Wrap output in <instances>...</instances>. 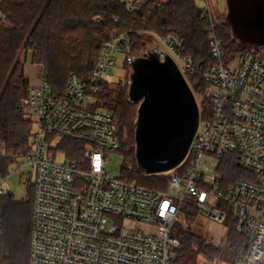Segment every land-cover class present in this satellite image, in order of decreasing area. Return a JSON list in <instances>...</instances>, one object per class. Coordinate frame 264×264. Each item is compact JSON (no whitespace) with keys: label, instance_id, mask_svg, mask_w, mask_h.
I'll return each instance as SVG.
<instances>
[{"label":"built area","instance_id":"1","mask_svg":"<svg viewBox=\"0 0 264 264\" xmlns=\"http://www.w3.org/2000/svg\"><path fill=\"white\" fill-rule=\"evenodd\" d=\"M149 1L165 0H125L126 10L135 13ZM202 1L201 20L208 25L214 61L202 73L211 111L202 119L198 104L197 133L184 161L168 172L165 189L107 173L106 152L120 149L118 121L98 106L97 94L116 57L126 55L130 30L102 44L88 80L70 72L61 95L52 92L47 70L39 65L42 83L30 87L22 99L34 123L30 146L12 163L22 160L17 172L23 166L34 170L29 264H180L176 256L180 242L173 228L185 205L194 206L219 227L226 228L228 218L235 220L249 247L229 264H264V60L260 55L264 50L248 46L244 56L228 59L215 32L212 4ZM4 4L0 0V28L11 25ZM155 39L184 76L200 73L177 35ZM59 139L79 144L82 159L71 161L67 152L57 148ZM60 152L67 162L57 160ZM229 155L238 156L244 173L230 183L221 172ZM187 160L189 166L181 173L179 168ZM8 176L0 175V195L8 193L4 187Z\"/></svg>","mask_w":264,"mask_h":264},{"label":"trees","instance_id":"2","mask_svg":"<svg viewBox=\"0 0 264 264\" xmlns=\"http://www.w3.org/2000/svg\"><path fill=\"white\" fill-rule=\"evenodd\" d=\"M4 9L11 20L9 27L0 28V175L4 177L11 164L27 152L34 129L22 104L30 88L21 59L24 52H31L33 62L46 68L52 92L61 95L70 72L88 80L102 44L112 35L131 31L125 60L128 63L129 57L139 55L153 36L174 34L184 42L185 55L200 68V73L185 74L193 92L202 93L207 87L202 73L214 61L208 45V25L201 20L196 0H165L160 4L149 1L135 13L127 12L125 0H5ZM215 32L228 59L247 53L249 47L233 39L226 22L216 24ZM97 104L111 111L118 121V152L124 159L119 177L150 188H167V173L147 175L137 169L134 147L139 104L129 101L128 85L104 81ZM59 148L71 161L82 159V147L75 142L64 140ZM222 164L221 172L228 183L244 177L238 156L229 155ZM188 166L187 160L179 168L181 173ZM33 206V184L22 200L10 193L0 195V264H29ZM199 215L197 208L185 205L179 216L182 221L178 218L174 225L173 235L180 242L176 251L180 264H185V255L190 251L208 259L221 255V248L207 244L202 225H196L198 229L194 226ZM227 227V248L237 255L244 253L249 247L245 234L231 218Z\"/></svg>","mask_w":264,"mask_h":264},{"label":"water","instance_id":"3","mask_svg":"<svg viewBox=\"0 0 264 264\" xmlns=\"http://www.w3.org/2000/svg\"><path fill=\"white\" fill-rule=\"evenodd\" d=\"M233 39L264 50V0H225ZM130 66L128 99L139 104L135 162L147 175L167 173L189 153L200 122L196 96L159 43L147 42Z\"/></svg>","mask_w":264,"mask_h":264},{"label":"rangeland","instance_id":"4","mask_svg":"<svg viewBox=\"0 0 264 264\" xmlns=\"http://www.w3.org/2000/svg\"><path fill=\"white\" fill-rule=\"evenodd\" d=\"M212 4V10L214 13V20L216 24H221L225 21L227 15V6L225 0H210ZM197 7L199 9L204 7V2L202 0H196ZM148 42L159 43L155 37L149 39ZM31 53V52H27ZM23 53L21 56L22 61L25 64L26 54ZM261 58L264 60V55L261 53ZM31 59L33 62L32 54ZM115 67L111 70L109 74L105 76L107 82L110 84L116 85L120 84L121 86L128 85L129 83V74H130V66L129 61L125 63L126 55L120 54L116 57ZM37 66V65H36ZM37 76L39 78L40 70L37 66ZM198 104L200 105L202 115L206 116L210 114V106L205 99L204 93H195ZM64 140H56L57 148L61 145ZM135 150V147H134ZM106 167L107 173L111 178H117L121 173V168L124 164V159L121 153L119 152H106ZM57 160L64 162L68 161L67 157L60 152L57 155ZM20 164H12L9 167V176L4 184L6 191L12 194L17 200H22L27 196L30 185L33 184L34 180V170L31 166H23L19 172H17V168L23 164L22 160L19 161ZM168 174V172H167ZM180 216V215H179ZM182 221V218H179ZM213 225L212 227L209 225ZM202 225V233L204 238L206 239L207 244L210 246L221 248V255L216 259H208L207 256L203 254H199L196 251H190L185 255V264H229L234 261L237 256V252L227 248V234L228 227H219L216 226L211 221L204 218L202 215L196 217V222L194 226ZM134 228H138L139 226L134 225ZM198 229V226L196 227ZM200 229V227H199Z\"/></svg>","mask_w":264,"mask_h":264},{"label":"crops","instance_id":"5","mask_svg":"<svg viewBox=\"0 0 264 264\" xmlns=\"http://www.w3.org/2000/svg\"><path fill=\"white\" fill-rule=\"evenodd\" d=\"M40 70V74H39V78L37 76V66ZM24 71H25V75L29 80V86L30 87H38L41 85L42 83V68L41 66H39L38 64L32 62L31 59V53H27L26 54V59H25V64H24ZM209 226H213V225H209Z\"/></svg>","mask_w":264,"mask_h":264}]
</instances>
